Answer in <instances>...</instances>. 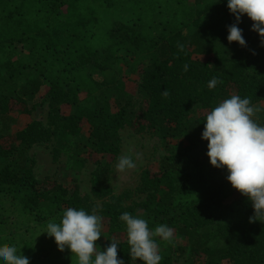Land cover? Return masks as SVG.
<instances>
[{"label":"trees","instance_id":"16d2710c","mask_svg":"<svg viewBox=\"0 0 264 264\" xmlns=\"http://www.w3.org/2000/svg\"><path fill=\"white\" fill-rule=\"evenodd\" d=\"M235 22L227 0H0V120L31 114L38 95L49 107L47 126L32 121L0 135V246L16 245L30 264H55L48 257L54 238L37 245L34 234L26 242L22 234L39 222H58L73 207L95 209L102 224L108 222V237L117 238L125 264H143L129 256L119 220L125 211L152 229L162 223L174 229V242L157 238L160 264H173L178 239L184 243L176 252L186 255V264H264V216L250 221L251 201L231 186L226 169L210 164L202 139L207 112L222 100L236 94L253 106L264 101V41L245 15L239 27L246 47L229 43ZM18 44L25 52L16 57ZM130 68L140 72L139 82ZM213 77L221 83L209 89ZM84 126L89 136L78 145L88 151L73 170L91 161L99 183L83 196L75 184L40 182L32 148L52 145L58 163L54 139H83ZM126 127L185 142L169 147L159 169L145 170L134 190L116 195L110 161L121 154ZM12 205L20 217L15 238L6 235L14 221L2 209Z\"/></svg>","mask_w":264,"mask_h":264},{"label":"clouds","instance_id":"9594fccd","mask_svg":"<svg viewBox=\"0 0 264 264\" xmlns=\"http://www.w3.org/2000/svg\"><path fill=\"white\" fill-rule=\"evenodd\" d=\"M227 6L236 21L228 27L229 43L237 42L246 47L243 30L239 27L245 15L253 21L252 30L264 41V0H227ZM184 70H188V65ZM219 83L213 77L207 86L214 89ZM163 95L167 96V91ZM257 111L248 97L233 94L207 112L202 132V139L208 142L210 164L226 169L231 186L251 201L255 216L250 217V221L264 216V125L254 119ZM136 166L131 155L119 156L115 164L120 173ZM102 220L95 209L89 212L84 208L68 207L58 222L47 223L44 233L54 238L61 252L67 248L76 264H125L118 258L119 243L115 236L103 250L97 244L102 237ZM119 220L126 228L131 260L160 264L162 256L157 238L174 242V229L166 223L152 229L146 219L127 211L119 216ZM0 264H30V261L18 253L16 245H6L0 246Z\"/></svg>","mask_w":264,"mask_h":264},{"label":"rangeland","instance_id":"374dc122","mask_svg":"<svg viewBox=\"0 0 264 264\" xmlns=\"http://www.w3.org/2000/svg\"><path fill=\"white\" fill-rule=\"evenodd\" d=\"M25 52V47L21 44L16 46V57H19ZM15 55V53H14ZM144 62V61H143ZM143 66V65H141ZM130 76L131 79H135L136 82H139L140 72L135 70L134 68H130ZM134 84H137V83ZM132 82H129L128 91L135 96V101L140 103V97L136 94V86L132 85ZM31 106H36V108L32 111L31 114H18L16 116L15 106L11 117L16 116L13 120L1 121L0 120V135H9L14 134L15 132L23 129L28 123L32 121H38L47 126L48 123V114L49 107L47 103H41L40 95L36 96L34 100L31 102ZM29 108H32V107ZM258 108V111L255 113L254 119L257 123L264 125V101L257 103L254 105ZM17 109V108H16ZM13 118V117H12ZM89 127L84 126L83 139L81 137H69L66 141H58L54 139L56 147L61 148L60 160L58 163L53 161V146L40 145L32 148L30 155L32 158L36 160V164L34 165V173L36 178L40 182H44L46 179H51L52 181H56L66 187H71L74 184L78 186L80 193L84 196L86 194H90L92 190V186L94 184H98L99 182L93 176V173L96 169V166L93 162L87 161V164L84 166L85 168L82 170H73L74 161L78 159L81 153H84V150H80L81 146L78 143H84L85 139L89 136ZM122 137V151L121 155H131L133 159L136 161V168L126 171L124 173H120L116 170L115 161L111 162L112 175L110 176V184L112 189L116 195L122 194L126 190H134L141 179V175L145 170L157 171L160 167L161 161L169 156V147H175L182 139H169L164 141L158 135L152 133H142L136 134L130 128L126 127L121 131ZM185 142V141H183ZM87 149L85 152L87 153ZM137 154H139V158H137ZM108 159L103 158L101 161L105 163ZM137 200V199H136ZM140 201H143L140 199ZM6 213V217H11L10 221H14L12 229H7L6 235L15 238V224L20 220L18 214L15 215V207L5 206L2 208ZM7 210L9 212H7ZM41 223V222H39ZM37 223L34 231H29L27 233L23 232L22 239L24 242L30 239V236L33 235L35 244L39 245V243H47L50 240V237L47 233H44L46 230V225H42ZM103 227L101 231L102 237L97 241V244L104 245L107 242H110L109 236V224L108 222H103ZM10 227V225H9ZM21 233V232H20ZM20 239V238H19ZM183 241L178 239L177 244L183 245ZM34 244V245H35ZM54 248L50 252L49 258H53L61 264H76L75 257H72V253L65 248L63 252L58 249L56 243L53 244ZM176 246L173 250V264H186V255L180 256L178 252H176ZM61 253L65 257L62 259H57V256L54 252ZM160 252L163 249L159 250ZM53 253V254H52ZM25 254V253H24ZM47 257H43L45 259ZM67 258L69 260H67Z\"/></svg>","mask_w":264,"mask_h":264}]
</instances>
